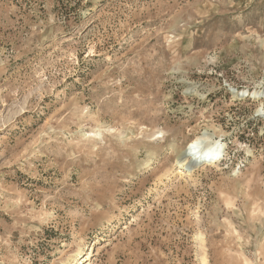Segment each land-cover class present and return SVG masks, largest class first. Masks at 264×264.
<instances>
[{
  "label": "rangeland",
  "instance_id": "1",
  "mask_svg": "<svg viewBox=\"0 0 264 264\" xmlns=\"http://www.w3.org/2000/svg\"><path fill=\"white\" fill-rule=\"evenodd\" d=\"M86 263L264 264V0H0V264Z\"/></svg>",
  "mask_w": 264,
  "mask_h": 264
},
{
  "label": "bare ground",
  "instance_id": "2",
  "mask_svg": "<svg viewBox=\"0 0 264 264\" xmlns=\"http://www.w3.org/2000/svg\"><path fill=\"white\" fill-rule=\"evenodd\" d=\"M242 93L244 95H249V92L247 93L246 90H242ZM258 94H259V91L252 92V95L254 96ZM202 141H203L202 136H196L186 144L184 150L181 152L182 157L178 161L177 173H184V172L191 171L194 167H196L197 165L196 163H200L202 165L203 164L212 165L220 160L221 143H218L217 140H214L211 143L209 142L210 146L202 157V154L199 150L200 148L199 146ZM83 260L84 261L87 260V257H85ZM86 264H89V263H86Z\"/></svg>",
  "mask_w": 264,
  "mask_h": 264
},
{
  "label": "water",
  "instance_id": "3",
  "mask_svg": "<svg viewBox=\"0 0 264 264\" xmlns=\"http://www.w3.org/2000/svg\"><path fill=\"white\" fill-rule=\"evenodd\" d=\"M188 151V150H187Z\"/></svg>",
  "mask_w": 264,
  "mask_h": 264
}]
</instances>
